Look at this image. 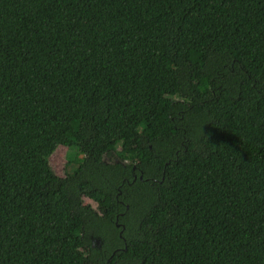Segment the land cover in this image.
<instances>
[{"label": "trees", "instance_id": "trees-1", "mask_svg": "<svg viewBox=\"0 0 264 264\" xmlns=\"http://www.w3.org/2000/svg\"><path fill=\"white\" fill-rule=\"evenodd\" d=\"M0 264H264V0H0Z\"/></svg>", "mask_w": 264, "mask_h": 264}, {"label": "rangeland", "instance_id": "rangeland-1", "mask_svg": "<svg viewBox=\"0 0 264 264\" xmlns=\"http://www.w3.org/2000/svg\"><path fill=\"white\" fill-rule=\"evenodd\" d=\"M69 154V155H68ZM68 155V156H67ZM84 158V155L79 152V153H74L68 151L66 148H60L58 149L57 153L52 159V164L56 170V172L60 175H64V169L66 167V163L69 161H74L75 163L77 162H82ZM106 158V162H107ZM86 204H91L94 209H97V204L93 201H90L88 199L84 200Z\"/></svg>", "mask_w": 264, "mask_h": 264}]
</instances>
